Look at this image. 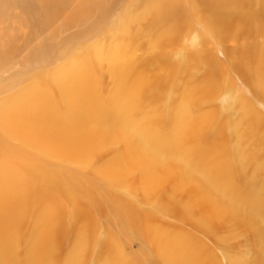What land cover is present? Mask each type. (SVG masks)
I'll return each instance as SVG.
<instances>
[{
    "label": "rangeland",
    "instance_id": "rangeland-1",
    "mask_svg": "<svg viewBox=\"0 0 264 264\" xmlns=\"http://www.w3.org/2000/svg\"><path fill=\"white\" fill-rule=\"evenodd\" d=\"M29 5L37 10L36 21L26 11ZM205 54L223 71L206 100L195 109L185 104L181 107L180 97L186 88L205 83L213 74L209 66L197 61ZM178 62L182 70L167 76L166 69ZM132 64L146 69L149 76L160 77L152 91L154 101L144 98L127 104L125 94L116 97L121 85L112 71ZM74 68L90 75V88L103 120L131 118L134 124L128 128H134L130 130L133 133H137V124L146 125L157 136L152 140L158 156L167 151L173 157L177 151L191 152L189 155L206 168L205 158L215 153L211 132L201 134L195 141L198 147L185 148L174 138V128L181 118L188 128H199L205 115L211 114L212 121L202 128H227L226 168L216 161L205 170L226 183L223 188L230 193L233 205L215 221L220 225L226 217V222L207 233L177 215L172 203L163 201L166 192L175 189L174 184L150 197L141 187L128 180L119 182L107 173L108 164L129 148L122 137L102 144L100 156L84 163L46 152L0 128L2 167L13 173L26 169L70 188L76 202L91 212L89 225L80 222L74 210L65 211L56 225L40 211H28L9 252L0 251V258L11 254L13 258L6 264H26L37 238L54 235L59 244L49 264H73L74 242H85L89 248L88 258L80 264H103L97 255L101 249L112 255L113 243L131 264H166L167 258L177 259L174 253L166 257L128 224L118 207L125 204L131 212L152 215L153 224L161 226L165 234L201 246L215 264H258L255 234L237 223L243 219L239 205L253 204L259 198L264 152L256 154L250 139L238 138L235 131L242 125L241 100L264 123V0H0L1 112L13 115L16 102L24 98L34 106L49 105L55 116L52 125L76 128L82 117L73 113L71 103L60 93ZM165 84L168 86L163 87ZM202 90L209 92L207 87ZM36 109L42 112L43 108ZM244 125L254 128L250 121ZM260 133L264 142V126ZM139 145H132L133 150ZM19 154L34 159L41 170L16 159ZM150 159L157 157L151 155ZM36 184L48 190L42 180ZM7 186V182L0 184L2 189ZM199 197L196 192L180 190L173 202L185 207ZM56 198V193L47 192L48 202ZM192 209L198 214L203 208ZM205 226L211 229L210 222Z\"/></svg>",
    "mask_w": 264,
    "mask_h": 264
},
{
    "label": "bare ground",
    "instance_id": "bare-ground-1",
    "mask_svg": "<svg viewBox=\"0 0 264 264\" xmlns=\"http://www.w3.org/2000/svg\"><path fill=\"white\" fill-rule=\"evenodd\" d=\"M26 9L30 17L36 21L39 17L37 10L32 5L27 6ZM211 57L209 54L197 57L199 59L197 61L209 66V73L213 74L209 75L205 83H196L192 88H186L180 97L181 107L185 104L187 108L195 109L197 103L206 100L214 89L217 80L215 78L219 77L223 70L212 64ZM137 67V64H132L127 68L118 67L112 71L115 81L121 85V90L116 93V97L120 93L125 94L127 104H133L144 98L155 100L152 96L156 95L152 94V91L160 77L158 75L149 76L146 69ZM166 70L167 76L172 77L182 70V67L179 63ZM165 86L168 84L163 87ZM203 87H207L209 92L204 91L205 89L202 90ZM60 88L62 89L61 95L71 103L73 113L82 117L81 123L76 125V128H64L61 123L52 125L55 116L49 105L38 106L37 103L34 106L35 103H29L30 101L25 103L24 98L16 102L13 115L0 111V128L13 137L20 138L46 152L64 155L66 158L84 163H89L100 156L98 150L103 147L102 144L105 142L107 144L117 138L121 140L122 137L124 144L129 147L128 150L124 155L116 156L106 167L107 173L115 180L123 183H128L126 182L128 180L133 186H139L146 190L150 197L162 192L163 188L170 187L169 183L174 184L175 189L166 192L163 201L172 203L177 215L186 220H192L199 229L207 233L213 231L214 226L219 227L223 222H226V217L221 220L220 225H217L215 221L231 208L232 198L226 188H223L226 183L213 178L209 173L207 174L205 169L210 168L216 161H220L222 168H226L225 142L227 133L225 130L227 128H202L212 121L211 114L205 115L206 118L201 120L199 128H188L185 126L183 118L176 123L174 128V138L178 140L181 147L185 148H190L192 145L196 148L195 141L200 138L201 134L205 131L211 132L213 136L211 144L215 148V153L205 158L206 168H204L198 160L189 155L191 152L183 154L182 151H177L174 154L176 156L173 157L167 151L166 153L171 156L169 159L164 153L158 156L156 154L158 148L152 140L157 136L148 131L146 125L142 123L137 124V133H133L130 130L134 128H128L134 124L131 118L127 117L123 121L113 122L103 120L90 88V75L85 70L72 69L67 81ZM238 105L241 108L239 122H242V125L241 128H237L235 135L238 138H249L255 153L260 154V151L264 152V149L261 148V145L264 146V142L260 133L264 123L254 111L246 107L247 103L241 100ZM36 107L43 108L42 112H39ZM45 110L48 111L44 113ZM184 114L187 113L184 112ZM249 121L254 128H247L244 125ZM76 130L78 133L74 132ZM137 144L140 145L136 150H133L132 145ZM8 153L10 156L14 154L12 151ZM151 155H155L157 159L151 160ZM16 159L33 164L37 170H41V166L36 165L32 158L19 154ZM137 159L139 162L135 164L134 161ZM221 175H223V171H221ZM262 175L264 177V172ZM38 179L44 182V187H47L48 190L37 188ZM3 182H7L8 186L3 187L4 189L0 188V201L3 205L2 209L0 207V251L8 249L9 252L10 243L30 210L40 211L56 225H60L61 216L65 214V211L74 210V214L80 222L86 225L91 224V212L76 202L70 188L67 189L66 186L63 187L56 181L45 179L40 174L35 175L26 169L13 173L0 165V184ZM180 190L196 192L200 197L188 202L189 204L185 207L178 206L173 202V196ZM47 192L56 193L57 200L48 202L46 200ZM213 194H216L217 198L213 199ZM253 204L239 205L238 212L243 219L237 225H242L255 234L257 242L255 244L258 249L257 263L264 264V184L261 187L258 200ZM195 206H201L203 209L196 214L192 209ZM118 207L128 224L136 227L145 238L151 241L154 248L166 257L172 253L178 254L177 259L169 260L167 258L166 264H215V261L208 258L201 246L185 243L179 235L165 234L166 232L161 226L153 224L154 217L152 215L131 212L125 204L118 205ZM191 216L193 217L191 218ZM261 216L262 218H260ZM205 222H210L211 229L206 228ZM58 244L54 235L38 237L34 248L26 256V264H49L55 259ZM74 244L75 252L71 262L80 264L88 258L89 248L85 242L81 244L74 242ZM112 247V255H106L105 251L101 249L97 255L100 259L98 261H103V264H131L123 256L117 244L113 243ZM12 258L11 254L6 257L3 255L0 258V264L9 263Z\"/></svg>",
    "mask_w": 264,
    "mask_h": 264
}]
</instances>
